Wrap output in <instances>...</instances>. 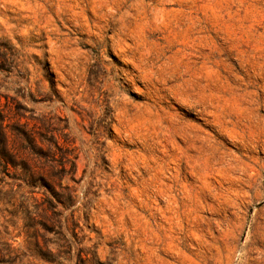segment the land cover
Returning a JSON list of instances; mask_svg holds the SVG:
<instances>
[{
    "label": "rangeland",
    "instance_id": "rangeland-1",
    "mask_svg": "<svg viewBox=\"0 0 264 264\" xmlns=\"http://www.w3.org/2000/svg\"><path fill=\"white\" fill-rule=\"evenodd\" d=\"M1 131L8 264H264V0H0Z\"/></svg>",
    "mask_w": 264,
    "mask_h": 264
},
{
    "label": "trees",
    "instance_id": "trees-1",
    "mask_svg": "<svg viewBox=\"0 0 264 264\" xmlns=\"http://www.w3.org/2000/svg\"><path fill=\"white\" fill-rule=\"evenodd\" d=\"M29 140V137H27ZM31 138V137H30ZM33 142V141H32ZM14 155L11 151V148L9 146V142L7 137L5 136L4 132H0V169L3 171L8 170L9 164L14 163ZM21 168L23 170V174L20 175V177H23V180H26L29 178L32 182H40L44 187L48 189L51 194L57 198L56 202H54L53 198L47 197L46 201L51 207V210L56 209L59 204H64V199L63 197L59 196L58 194L55 193L54 189L52 188L51 184L47 181V178L44 175L39 174L30 164L28 161L23 160L21 163ZM71 199V198H70ZM68 199V200H70ZM10 256V251H7V253H2L0 251V264H8ZM11 264V263H9Z\"/></svg>",
    "mask_w": 264,
    "mask_h": 264
}]
</instances>
